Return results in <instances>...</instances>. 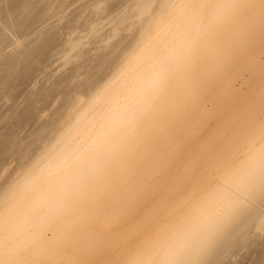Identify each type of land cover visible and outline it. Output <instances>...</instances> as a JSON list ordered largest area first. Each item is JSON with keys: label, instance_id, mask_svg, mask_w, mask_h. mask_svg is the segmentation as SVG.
I'll return each instance as SVG.
<instances>
[{"label": "bare ground", "instance_id": "1", "mask_svg": "<svg viewBox=\"0 0 264 264\" xmlns=\"http://www.w3.org/2000/svg\"><path fill=\"white\" fill-rule=\"evenodd\" d=\"M99 1H107L105 9L110 0ZM159 1H131L133 13L146 10L149 17L140 18L146 22L132 42L136 49L107 81L92 86L94 93L83 88L90 99L73 120L2 187L0 264H123L150 239L190 241L194 234L179 259L217 264L240 231L264 228V91L241 108L236 91L243 89L234 88L246 79L243 69L258 65L253 51L264 39V3ZM126 22L117 29L130 30Z\"/></svg>", "mask_w": 264, "mask_h": 264}, {"label": "rangeland", "instance_id": "2", "mask_svg": "<svg viewBox=\"0 0 264 264\" xmlns=\"http://www.w3.org/2000/svg\"><path fill=\"white\" fill-rule=\"evenodd\" d=\"M78 1L79 0H25L24 2V0H0V193L3 188L5 189L6 184L9 183V181H11L13 177H16L17 179V176H19L18 173L21 172L20 174H22L23 171L20 168H25V166L27 167L28 163L33 164L32 162L35 157L39 158L42 155L40 152H45L44 150L49 148L54 142V139L57 138L60 130H63V127L73 120L75 113L79 110L78 108H80V105L83 104L86 100L90 99L88 98L89 95L87 96V93H85V90L86 92H88V90L93 87L97 88L96 86L100 84L101 80L102 83H104L105 79L111 77V73L118 70V68H122L121 63H125L124 60H127L126 58H128L127 54L131 55L138 45V43L134 44L132 42H134L137 35L138 40L140 39L139 37H141V35L139 34L142 33L143 29L141 28V26H143V23L145 24L146 22L145 20L149 18L146 10L141 13V15L144 14L143 16L147 15V19L144 17V20L143 18L145 22L141 21L140 18H142L143 16H139L140 13L138 11H135L133 13V10L135 8L132 10V5H135L136 3L132 2L131 5L130 3L132 0H110L108 2V6L106 8L104 6L107 12L105 9H101L103 8V3H107V1H102L103 3H101L98 0V3L97 0H92L94 1V3L92 4H102L101 6L98 5L99 8L98 6H96L98 9H101L102 12H96L98 10H95L97 9L95 8V5L92 8L93 5L90 3L92 1L81 0L79 2L80 5L78 3L76 4V2ZM162 1L160 0L159 2ZM122 2L128 3L126 5V3L122 4ZM164 2H166V0H164ZM155 3L156 2L152 3L151 6L153 7V4H157ZM125 5L126 7L129 5L130 10L127 8L129 10L128 12L130 13V11L132 10V14H138L140 20L138 18H134L135 15L131 16V14H128L126 11L127 9L125 10ZM121 6L123 7V9L120 8ZM157 6L158 5L155 6L156 9ZM92 9L95 11H93ZM117 9L119 11H126V14L125 12L123 13L125 14V16H129V20L131 18L134 19H131L130 22L126 19L128 16L125 18V16L121 13L122 11L119 12ZM90 10H92L91 13H93V15L90 14L89 16L91 18H88V14L90 13H88V11ZM103 10L106 14L103 12ZM108 10H110L111 12V14L109 13V15H107V13L109 12ZM114 11H116L117 13H121L124 19L123 21L127 20V22L125 21L126 23H131L132 27L135 25V28H133L134 30H136L133 31L134 33L132 32V35L131 30L133 28L131 26L130 30H127V28L129 27H124L125 30H121L122 32L120 31V29H117L120 26H127V24L121 25L125 22L121 23V14H119V16L115 14L118 16H116L117 18H115L113 14L115 13ZM151 11L154 12L155 10H153V8H150L149 14L152 13ZM62 12L64 13V15H62ZM94 13H96L95 16ZM97 13L102 15H99ZM103 13L107 17L110 16V18L112 15V17L115 18L112 20L115 21H109L107 18H105L106 16ZM98 15L99 17H96ZM103 15L104 18L102 17ZM100 16L102 17V19ZM95 18H100L101 21L100 19L97 21ZM88 19H91L90 22ZM92 19L94 22H99V24H101L102 21L103 22L101 26H99L98 24H95L97 22L94 23ZM135 19H138L140 25H138L137 21L135 22ZM132 21H134L135 24L132 23ZM91 22L95 24H91L93 27L89 25V23ZM89 26L91 28H89ZM94 27L102 28L101 30L97 28L99 31H101V33L99 34L98 32L97 34H95L97 36L99 34L100 37H95L93 30L95 31V33L97 30H95ZM114 28L115 31H113ZM140 28L141 32H139ZM89 29H92V33H90L91 31ZM117 31H119V34H116ZM9 32L12 34H10ZM113 32L115 33L113 34ZM136 32L139 33L135 34ZM86 33L92 34L94 38H92L91 36L90 38L88 35V37H86V40ZM111 33L114 36H111ZM109 35L112 38L115 36L117 37H115L112 40L113 42H111V37ZM81 37L83 38V41H77V39L79 40ZM16 38L19 40L17 41ZM88 38H90V40ZM107 38H109L110 42L106 40ZM117 38L119 39V41L122 39L123 40L119 42ZM126 38V42H128L129 40V43L125 42L124 39ZM72 39L76 40L77 43L79 42L78 44H80V42H83V46L81 45V49L83 52L80 49V52H82L81 55H83V57L78 56L80 55V52H78L79 54L76 55L79 49L73 51L78 47L80 48L81 46L72 43L74 41ZM19 42L22 46L19 44ZM100 42H102V44ZM109 43H111L110 45H115L116 47L114 48L118 47L116 49V52H114L113 50H111L113 52L109 51ZM72 44L78 47L72 50L71 48L74 47ZM104 45H106V47L109 49H107ZM98 47H100L101 49H98ZM112 47L113 46H111V49ZM258 47H260L259 52H262L257 53L256 51H253V55L256 56L257 59L255 60V63H258L260 67L257 64H253L252 69L246 68L242 70L243 76L241 77H243V79L246 78L247 80L249 78V84L245 83L247 82L246 79V81L244 80L245 82L242 81V79L240 80V77L237 80L238 83L234 82L236 86L233 87L235 89L236 87L239 88V91L240 89H243V94H239L240 92L236 91L238 96L236 97V100L238 98L237 102L239 104V107L241 108H247L249 105L255 102L259 94L264 91V39L259 42ZM68 52L70 53V57L71 55L73 56L70 59L71 61H68L67 59L69 58ZM72 53H76L74 55H76L78 58ZM84 53L86 54L85 57ZM66 56L67 58H65ZM109 59L111 60L110 62L108 61ZM66 60L68 61L67 65L65 64L67 62ZM253 69H255V71ZM84 77L88 79L84 80ZM87 86H90L89 89ZM239 86H242V88H240ZM83 88L85 89L84 91ZM90 93H92V89L90 90ZM80 95L81 97H79ZM76 105H78L79 107ZM83 105L81 106L83 107ZM74 107L76 108L74 109ZM208 128L209 127H207V129ZM38 153L39 155H41L39 156ZM38 158H36L35 160H37ZM9 184H7V186ZM257 207L256 210H259L261 206L259 208ZM262 209L264 208L261 207L260 210ZM251 218L255 219L253 217ZM251 225L252 222L250 226ZM254 228V226L253 228H247V233H244L245 229L243 233H241L240 231L239 235L241 236L243 234V236H238L241 239L236 236L237 240L234 237L233 239L235 240H232L233 242L231 241V243L229 242L231 245L227 242V245L223 244V248L224 245H230L233 247L230 249H227L226 247V254L223 250L224 255L219 256L221 257V259H218L220 262L216 263L264 264V231H261L264 228H257L258 230L260 229L259 235L256 232L258 231L257 229L254 230L255 234L253 233ZM248 231L252 233L249 234ZM251 235H253V237ZM243 237L246 239L248 238V241ZM243 239L246 240L244 241V244L243 242H241L243 241ZM243 246H245L246 248ZM227 250L229 251L227 252ZM207 264H211V262Z\"/></svg>", "mask_w": 264, "mask_h": 264}, {"label": "clouds", "instance_id": "3", "mask_svg": "<svg viewBox=\"0 0 264 264\" xmlns=\"http://www.w3.org/2000/svg\"><path fill=\"white\" fill-rule=\"evenodd\" d=\"M195 239V234L190 241L169 237L150 239L144 243L134 258L125 260L123 264H183L179 255L189 243L195 242Z\"/></svg>", "mask_w": 264, "mask_h": 264}, {"label": "snow or ice", "instance_id": "4", "mask_svg": "<svg viewBox=\"0 0 264 264\" xmlns=\"http://www.w3.org/2000/svg\"><path fill=\"white\" fill-rule=\"evenodd\" d=\"M262 3H264V0H262Z\"/></svg>", "mask_w": 264, "mask_h": 264}]
</instances>
